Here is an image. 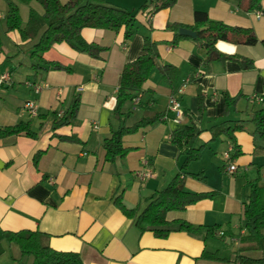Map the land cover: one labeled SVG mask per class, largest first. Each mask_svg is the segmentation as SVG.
Returning <instances> with one entry per match:
<instances>
[{
  "label": "crops",
  "instance_id": "obj_1",
  "mask_svg": "<svg viewBox=\"0 0 264 264\" xmlns=\"http://www.w3.org/2000/svg\"><path fill=\"white\" fill-rule=\"evenodd\" d=\"M8 1L18 8L21 29L30 12L43 15L36 0H0V76L9 77L0 85V129L29 122L36 134V138L24 134L0 138V230L41 232L52 250L77 253L83 264H223L201 258L204 251L219 252L212 242L219 239L236 247L221 259L232 262L238 254L253 258V252L242 251L247 246L240 238L245 236L242 212L249 183L256 181L264 189V155L253 154L254 124L250 122L264 98V45L217 41L219 53L251 60L253 66L243 70L232 60L206 65L204 47L168 26L189 28L198 11L212 22L250 29L262 41L264 0L252 12L242 11L232 0H176L156 13L149 0H106L111 6L137 11L131 37L124 40L123 28H84L80 34L86 43L106 49L99 59L58 43L41 55L44 63L31 57L41 30L26 39L18 30H7ZM146 37L156 45L158 64L174 67L175 76L169 82L153 69L118 116L114 108L122 68L142 54ZM45 63L67 70H55ZM35 64L37 70L31 68ZM183 82L187 85L179 96L182 114L175 124L173 115L165 113L169 96ZM28 83L47 84L48 88L35 94ZM199 92L204 95L202 110ZM225 96L237 97L235 103L226 105ZM74 98L79 100L75 120L52 130L54 115L64 114ZM28 101L36 104L35 117L23 109ZM143 118L158 119L122 136L127 153L106 161L104 141L121 126L131 127ZM223 122L242 126L233 134L234 141L226 135L212 139L210 129ZM181 126H195L193 145L201 147L200 159L185 169L181 165L186 153L171 142L172 132ZM228 163L235 165L234 173L225 171ZM140 170H151L153 176L140 182L135 175ZM178 174L185 191L215 193L211 199L166 215L167 221L183 220L199 227L196 232H171L164 239L150 231L140 234L114 205L120 196L127 208L141 211L147 199ZM197 174L204 180L192 177ZM212 226L217 230L206 237ZM1 246L0 259L15 247ZM10 261L19 263L18 249Z\"/></svg>",
  "mask_w": 264,
  "mask_h": 264
},
{
  "label": "trees",
  "instance_id": "obj_2",
  "mask_svg": "<svg viewBox=\"0 0 264 264\" xmlns=\"http://www.w3.org/2000/svg\"><path fill=\"white\" fill-rule=\"evenodd\" d=\"M28 3L31 0H21ZM43 9V15L37 17L30 12L27 25L21 29V20L17 6L7 2L6 28L8 31L18 30L23 39L36 35L41 30L39 38L33 47L31 57H37L40 63L41 55L48 51L54 44L66 43L72 49L84 52L94 59H99L105 48L94 44L86 43L81 37V30L84 28L108 29L118 31L124 29V40H128L132 35V28L135 24L137 11L130 12L111 6L106 0H68L61 3L59 0H36ZM153 5L152 13L171 7L176 0H149ZM230 1V0H224ZM237 3L239 9L244 12L258 11L261 8V0H232ZM145 6H142V9ZM194 24L188 29L198 31L202 27L206 30L197 33L195 42L202 45L206 51L205 64L213 61L232 60L239 64L243 70L251 69V60L234 56H226L215 49L217 41H227L235 44L254 46L258 42L264 45V40L258 41L252 30L239 27H227L220 22H212L206 13L196 11L193 15ZM168 28L177 31L181 28L172 24ZM185 28V27H184ZM158 51L155 43L149 38H144L142 54L132 62L125 64L120 74V83L117 89L115 114L120 116L125 103L134 99V94L138 92L142 84L148 78L153 69L159 70L166 79L171 82L175 76V68L172 66L158 64ZM55 70H67L61 66L45 63ZM33 70H37L38 65H32ZM237 97L225 96V104H234ZM204 95L199 92L198 104L200 110L203 107ZM79 100L74 98L61 117L54 115L51 129L56 130L66 125H70L76 118ZM158 118H143L131 127L121 126L112 133L109 139L104 141L105 159L111 162L115 157H122L127 150L122 147V136L132 134L139 128L152 125ZM250 122L254 124L251 134L253 144V154L264 155V98H262L261 108L251 115ZM239 122H223L210 129L212 139L220 135H226L228 139L234 141L233 134L240 131L242 126ZM24 134L29 138H36V134L30 130V123H19L15 126L0 129V138ZM197 133L195 126H181L171 134V142L186 153L181 165L182 169L193 161L201 157V147L195 148L194 141ZM38 154L34 155L33 162L36 164ZM194 178L204 180L202 174L193 175ZM250 192L246 202L243 203V228L245 236L240 238V242L247 247L242 251L264 252V189L256 181L250 182ZM215 193H191L183 189V182L180 175H176L170 183L161 191L154 193L147 199L145 207L138 211L136 208H127L118 196L114 200L116 208L128 219L133 221L134 226L140 234L150 231L157 238L164 239L171 232H196L199 227L183 220L167 221L166 215L169 212L184 211L187 207L202 200L211 199ZM217 227L207 228L206 237L213 234ZM224 237V234L221 238ZM47 235L38 231L22 230L18 232L0 230V257L4 250L2 243L13 245L19 251V261L31 260V264H83L80 256L72 252H56L47 244ZM204 260L220 262L223 264H264V257L252 258L241 254L236 255L232 262L218 257L217 253L204 251L201 255Z\"/></svg>",
  "mask_w": 264,
  "mask_h": 264
},
{
  "label": "built area",
  "instance_id": "obj_3",
  "mask_svg": "<svg viewBox=\"0 0 264 264\" xmlns=\"http://www.w3.org/2000/svg\"><path fill=\"white\" fill-rule=\"evenodd\" d=\"M8 81H9L8 75H1L0 76V85H2L5 82H8ZM186 85H187V82H183L179 86V88L176 91L172 92V94L168 98V106H167V111L165 113V116H167V113L172 114L173 115L172 121L175 124L180 123V117H181L182 113H181L179 96L184 93ZM28 86H30L32 92H34L35 94H39L42 90L48 88L47 84L40 85V84H35V83H28ZM135 101L137 103L138 100H135ZM259 101H262V100L260 99ZM23 109L28 112L29 116H31V117L36 116V104L34 102H30V101L26 102L23 105ZM61 116H62V114H58L57 117H61ZM94 128H96V127L94 126ZM225 158H226V160H229L228 154H225ZM235 170H236L235 165L230 164V163H228L227 167L225 168V171L227 173H234ZM135 175L140 182H143L146 179L151 178L153 176L151 170H140V171H137L135 173ZM219 235L222 236L223 233L220 232Z\"/></svg>",
  "mask_w": 264,
  "mask_h": 264
},
{
  "label": "rangeland",
  "instance_id": "obj_4",
  "mask_svg": "<svg viewBox=\"0 0 264 264\" xmlns=\"http://www.w3.org/2000/svg\"><path fill=\"white\" fill-rule=\"evenodd\" d=\"M212 242L214 243L215 247L217 246L219 249V252L217 253L219 258L229 257L232 254V252L236 251V247L232 246V244L229 242L222 241L221 239L212 240ZM215 247H214V249H217ZM16 250H17V247L8 249L5 252L4 257L0 259V263L1 264H4L5 262L7 264H8V262L10 263L11 262L10 261L11 255L14 254V252H16ZM261 255H264V252L257 251V252H253V254H252L253 258H257V256H261ZM18 264H31V261L29 259L28 260H21V261H19Z\"/></svg>",
  "mask_w": 264,
  "mask_h": 264
},
{
  "label": "water",
  "instance_id": "obj_5",
  "mask_svg": "<svg viewBox=\"0 0 264 264\" xmlns=\"http://www.w3.org/2000/svg\"><path fill=\"white\" fill-rule=\"evenodd\" d=\"M205 30H206V27H202V28L198 29L197 32L190 30L188 28L181 27L177 30V34L179 36L189 37V38L195 39V38H197V33H201Z\"/></svg>",
  "mask_w": 264,
  "mask_h": 264
}]
</instances>
